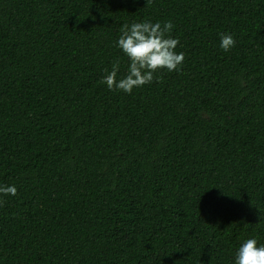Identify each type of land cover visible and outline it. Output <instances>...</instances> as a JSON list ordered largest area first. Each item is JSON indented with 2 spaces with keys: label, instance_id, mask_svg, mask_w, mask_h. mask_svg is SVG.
<instances>
[{
  "label": "trees",
  "instance_id": "trees-1",
  "mask_svg": "<svg viewBox=\"0 0 264 264\" xmlns=\"http://www.w3.org/2000/svg\"><path fill=\"white\" fill-rule=\"evenodd\" d=\"M0 264H264V0H0Z\"/></svg>",
  "mask_w": 264,
  "mask_h": 264
}]
</instances>
